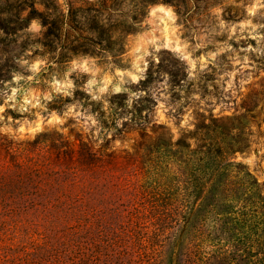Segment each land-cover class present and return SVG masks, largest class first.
Wrapping results in <instances>:
<instances>
[{"label": "trees", "instance_id": "trees-1", "mask_svg": "<svg viewBox=\"0 0 264 264\" xmlns=\"http://www.w3.org/2000/svg\"><path fill=\"white\" fill-rule=\"evenodd\" d=\"M116 1L67 13L44 1L43 11L32 9L18 25L0 18V31L12 36L36 17L43 29L36 43L50 71L99 54L118 66L155 0H141L115 28L108 23L110 11L123 5ZM5 53L1 41L0 87L21 71ZM75 97L103 119L99 103L78 90ZM125 100L118 94L109 101L117 113ZM69 102L57 97L49 108L60 111ZM260 103L264 81L244 98L241 113L197 114L193 129L176 139L156 125L121 153L95 152L85 142L72 146L57 132L27 141L0 134V222L16 233L26 228L53 251L49 259L4 254L0 264H264V184L236 161L254 144Z\"/></svg>", "mask_w": 264, "mask_h": 264}, {"label": "rangeland", "instance_id": "rangeland-1", "mask_svg": "<svg viewBox=\"0 0 264 264\" xmlns=\"http://www.w3.org/2000/svg\"><path fill=\"white\" fill-rule=\"evenodd\" d=\"M44 1L58 3L65 13L70 7L98 8L101 2L0 0L1 22L10 20L14 25L32 9L43 11ZM140 1H116L123 5L110 11L108 25L117 28L121 15L131 16ZM42 32L36 17L12 36L0 31V42L8 51L3 57L17 62L21 70L0 87V134L13 141L57 132L69 145L85 142L95 152L132 151L141 133L152 135L153 126H164L176 139L181 130L193 129L197 114L220 118L241 113L244 98L264 81V0H155L141 28L128 37L118 66L99 54L74 57L50 71L36 43ZM149 74L150 82L143 88ZM77 90L100 104L103 119L76 99ZM118 94L126 100L116 113L109 100ZM57 97L70 99L60 111L49 108ZM252 130L251 150L238 154L236 161L264 184V103ZM26 231L13 232L9 224L0 222L4 248L0 256L49 259L52 247Z\"/></svg>", "mask_w": 264, "mask_h": 264}, {"label": "bare ground", "instance_id": "bare-ground-1", "mask_svg": "<svg viewBox=\"0 0 264 264\" xmlns=\"http://www.w3.org/2000/svg\"><path fill=\"white\" fill-rule=\"evenodd\" d=\"M164 11H165V13H164ZM164 11H163V13H164V14L168 13V11H167V10H164Z\"/></svg>", "mask_w": 264, "mask_h": 264}]
</instances>
